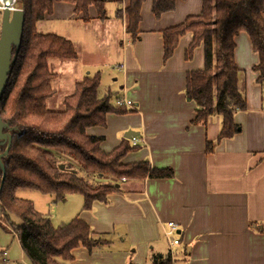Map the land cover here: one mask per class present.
<instances>
[{
  "label": "crops",
  "instance_id": "0c3cea01",
  "mask_svg": "<svg viewBox=\"0 0 264 264\" xmlns=\"http://www.w3.org/2000/svg\"><path fill=\"white\" fill-rule=\"evenodd\" d=\"M202 2L177 0L173 10L156 17L153 0H145L140 39L135 43L116 16V0L107 4L105 20L98 19L97 9L91 6L92 19L85 23L73 4L55 1L52 12L39 22L54 23V31L47 33L71 40L58 27L81 19L86 46L92 45L94 52L110 46L120 56L115 62L120 90L113 92L132 101L135 111L108 113L106 126L88 128L89 134L104 137L102 149L112 151L133 130L139 142L122 161L149 160L154 167H171L175 172L172 178L123 180L121 191L111 194L108 203L96 202L92 216L84 219L113 241L92 252L76 248V262L69 264H150L154 253H170L173 264H264V90L253 69L259 54L245 31L235 37L247 108L234 115L241 131L218 142L209 153L207 141L217 140L221 118L213 116L205 126L193 124L196 104L185 94L186 72L204 65L203 46L195 49L192 60H186L184 51L192 39L188 33L163 62L162 30L199 14ZM65 67L77 71L72 64ZM170 221L178 225L179 244L171 245L165 235ZM10 235L11 242L17 238ZM3 248L8 263L32 264L23 251L18 261Z\"/></svg>",
  "mask_w": 264,
  "mask_h": 264
},
{
  "label": "trees",
  "instance_id": "16d2710c",
  "mask_svg": "<svg viewBox=\"0 0 264 264\" xmlns=\"http://www.w3.org/2000/svg\"><path fill=\"white\" fill-rule=\"evenodd\" d=\"M74 5L87 23L95 6L98 19L108 18L110 0H16L15 7L25 12L24 28L18 57L11 67L8 86L0 99V114L12 131V145L2 157L5 173L0 169V226L13 233L32 264L75 263L73 250L83 246L92 252L109 244V240L93 229L80 216L54 225L48 215L37 211L34 203L18 197L21 190H38L63 200L70 193L84 197V210H92L96 202L108 203L110 195L121 191L122 181L145 178H172L171 167H154L149 160L124 163L125 154L136 145L124 138L110 152L102 149L103 136L91 135L88 128L106 126L107 114L135 111L116 105L114 92L99 96L100 74L86 75L66 96L63 108L48 106L56 77L48 59L75 60L74 43L55 33H42L37 25L53 10L54 2ZM116 16L125 23V31L135 43L140 39L141 8L145 0H116ZM177 0H153L156 17L175 8ZM245 31L259 62L253 66L257 81L264 90V0H203L199 14L162 30L163 62L174 54L181 37L190 33L191 41L184 57L192 60L200 45L204 65L186 72L185 94L196 104L192 123L207 125L218 115L221 128L216 141H207L212 152L218 142L241 131L235 121L237 111L247 108L245 87L235 59V37ZM6 146L0 145V154ZM17 217L19 222H15ZM130 264H136L131 262ZM150 264H173L170 253H154Z\"/></svg>",
  "mask_w": 264,
  "mask_h": 264
},
{
  "label": "rangeland",
  "instance_id": "374dc122",
  "mask_svg": "<svg viewBox=\"0 0 264 264\" xmlns=\"http://www.w3.org/2000/svg\"><path fill=\"white\" fill-rule=\"evenodd\" d=\"M80 20L81 19L73 20L71 23L65 21L62 27H58L60 32L62 31L63 33L72 37L73 40H71L76 47L78 58L67 61H61L56 58L48 59L51 71L56 74V77L52 82L54 92L53 95H51V97L48 99V106L52 109H62L63 99L75 91L76 83L81 81L86 75H93L96 72H99L100 74V84L98 87V93L100 97H103L109 92H113L115 89L120 90L119 82H121V74L117 68V65L115 64L120 56L117 55L115 51H111L113 48L110 46L102 47L100 50L95 52L93 51L92 45L86 46L85 43L88 41L87 39H82L81 37L84 32L80 29L82 24V21ZM1 21L2 10L0 9V26ZM53 26L54 23L41 22L39 25H37V29L42 33L53 32L55 29ZM110 35L112 38L111 33ZM114 35L116 36V30L113 33V36ZM117 35L121 38L120 32ZM98 37L99 34L97 38ZM115 40L116 37H114L112 42ZM108 59L114 62H110V64H108ZM68 63L72 64L74 68L77 69V71L74 73L71 71L68 72L69 68L65 67L66 64L68 65ZM88 72L90 74H87ZM17 195L20 198L32 201L36 210L42 214L48 215L54 225L68 223L78 214L82 218H85L84 215L89 217L92 216L91 210L83 209L84 197L80 193H70L63 200L57 199L56 195L54 194L42 193L38 190L30 189L21 190ZM15 218L19 222V219L17 217ZM10 234L13 233L7 232L3 227L0 226V264L3 262L2 251L5 249L3 247H7L10 259H16L20 261L19 259L23 255L21 245L18 243V239L13 238L11 242L10 239L12 238L9 237ZM109 239L110 242L113 241L111 238ZM7 264L23 263L15 261ZM66 264L69 263L66 262Z\"/></svg>",
  "mask_w": 264,
  "mask_h": 264
},
{
  "label": "water",
  "instance_id": "95a60500",
  "mask_svg": "<svg viewBox=\"0 0 264 264\" xmlns=\"http://www.w3.org/2000/svg\"><path fill=\"white\" fill-rule=\"evenodd\" d=\"M2 21L0 26V99L3 91L8 86L11 67L18 57L24 28L25 12L16 8V0H0ZM18 130L5 122L0 114V145L6 146L0 154V169L5 173L2 157L7 156L12 145V131ZM138 132L128 130L124 137L127 139L137 135Z\"/></svg>",
  "mask_w": 264,
  "mask_h": 264
},
{
  "label": "built area",
  "instance_id": "2783aa9c",
  "mask_svg": "<svg viewBox=\"0 0 264 264\" xmlns=\"http://www.w3.org/2000/svg\"><path fill=\"white\" fill-rule=\"evenodd\" d=\"M115 104L118 106L119 105H126L130 108H134V104L132 103V101L124 99V98H117L115 100ZM131 141H132L133 145H137L139 142V139L136 136H132ZM123 180H125V179H123ZM178 229H179L178 225L175 222H172V221L167 222V230H165V235L168 238L171 245L180 243V240L177 237ZM3 255H4V258H3V262L1 264H7L8 260L5 258V256H6L5 251L3 252Z\"/></svg>",
  "mask_w": 264,
  "mask_h": 264
}]
</instances>
